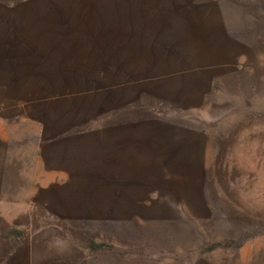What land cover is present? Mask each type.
Returning a JSON list of instances; mask_svg holds the SVG:
<instances>
[{"label":"rangeland","instance_id":"rangeland-1","mask_svg":"<svg viewBox=\"0 0 264 264\" xmlns=\"http://www.w3.org/2000/svg\"><path fill=\"white\" fill-rule=\"evenodd\" d=\"M46 1L0 0V109L42 100L66 151L52 143L50 184L0 156V264H264V0H156L163 22L147 29L183 76L172 84L193 87L196 107L174 118L195 146L164 153L178 166L125 216L109 209L108 66L91 48L134 22L111 0L31 11Z\"/></svg>","mask_w":264,"mask_h":264},{"label":"crops","instance_id":"crops-1","mask_svg":"<svg viewBox=\"0 0 264 264\" xmlns=\"http://www.w3.org/2000/svg\"><path fill=\"white\" fill-rule=\"evenodd\" d=\"M111 1L116 2L114 6H122L123 9L119 10L124 12L120 16L130 14L134 24L127 23L119 28L111 26L112 31L105 38L99 37L100 42L91 49L93 64L108 66L107 124L99 142L107 147L109 209L121 210L125 216L129 209L145 207L142 205L146 203L143 195L149 183L164 184L163 168L178 166L176 158H164V153H188L190 149L194 152L195 135L175 118L178 114L188 113V110L193 111L196 105L193 87L182 88L172 84L171 81L179 80L182 74L165 68L172 61L157 55L163 47L159 43L160 38H156L161 28L156 33L147 29L149 22H163L160 9L156 8L157 1L134 0L130 3L120 0L119 4L117 0ZM111 1L99 0V4ZM51 3L47 0L43 6H34L31 11L51 15L50 10L55 13ZM92 9L98 17H101V11L108 14L105 8H97L101 10L99 12ZM165 10L173 11L167 7ZM181 89L185 90L181 92ZM185 96L187 101L182 99ZM36 102L18 100L0 109V156L4 158L1 168L9 162L21 171L20 177L32 179L38 168V175L44 178L43 183L50 184L55 154L52 153V143H59L62 146L60 150L66 151L63 149L66 130H63L62 122L59 126L52 123L42 105L33 106ZM164 110L168 115L157 117ZM158 162H166V166L155 167Z\"/></svg>","mask_w":264,"mask_h":264}]
</instances>
